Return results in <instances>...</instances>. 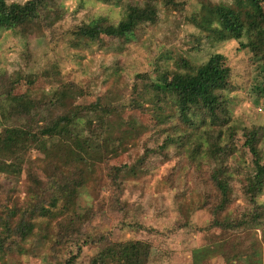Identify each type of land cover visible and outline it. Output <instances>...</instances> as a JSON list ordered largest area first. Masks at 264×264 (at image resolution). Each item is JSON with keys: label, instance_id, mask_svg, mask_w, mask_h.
I'll return each mask as SVG.
<instances>
[{"label": "trees", "instance_id": "16d2710c", "mask_svg": "<svg viewBox=\"0 0 264 264\" xmlns=\"http://www.w3.org/2000/svg\"><path fill=\"white\" fill-rule=\"evenodd\" d=\"M155 1L128 0L125 16L117 23L98 17L75 24L69 47L81 51L113 39L130 42L142 27L157 22ZM159 1L166 12L178 13L187 3ZM201 2L199 12L190 16L198 36L213 44L232 40L246 48L261 77L254 84L256 99L264 97V0ZM62 12V0H0V29L16 32L27 41L33 35L45 36L51 43L66 32L54 23ZM191 63L182 57L175 62L184 69L181 72L158 65L156 79L150 81L152 95L142 92L139 83L125 86L130 93L126 105L115 102L121 92H91L87 85L63 76L55 63L35 72L15 66L0 68V258L44 254L56 263L59 242L73 244L100 211V191L106 192L110 210L125 209L122 175L146 156L130 164L109 162L126 151L115 121L126 109L145 110L147 99L155 105L170 102L181 121L191 120L189 116L198 111L203 114L208 157L202 167L206 188L199 205L207 220L200 229L224 231L258 221L261 204L257 198L264 190L262 136L253 124L243 127L242 136L236 137L229 125L227 93L232 78L226 56L216 51ZM134 78L144 82L148 75L135 73ZM86 97L90 100L82 101ZM127 139L132 141L131 136ZM82 193L89 194L91 201L81 204ZM36 217L52 218L47 230L36 227ZM136 230L162 234L140 223ZM87 242L96 244L98 250L83 264H148L156 245L153 238L117 240L109 233L83 244ZM67 246L62 249L66 257L61 264H80V246L75 253Z\"/></svg>", "mask_w": 264, "mask_h": 264}, {"label": "rangeland", "instance_id": "374dc122", "mask_svg": "<svg viewBox=\"0 0 264 264\" xmlns=\"http://www.w3.org/2000/svg\"><path fill=\"white\" fill-rule=\"evenodd\" d=\"M200 1L187 0L178 13L166 12L156 0L157 22L142 27L130 42L113 39V42L77 51L69 47L75 24L98 17L117 23L125 16L128 0H62L63 12L54 18V23L66 32L51 43H47L45 36L33 35L27 41L16 32L0 29V68L15 66L35 72L55 63L63 76L87 85L91 92L101 95L121 92V98L115 102L126 105L130 93L124 88L132 82L139 83L142 92L154 93L150 81L156 79L158 65L171 72L184 71L175 64L181 57L196 64L217 51L226 56L232 78L227 93L229 125H233L236 137L242 136L243 127L257 126L264 156V97L256 99L254 89L261 77L247 49L236 41L213 44L200 39L199 31L190 20L192 14L199 12L203 3ZM231 1L206 0L205 3ZM25 53L28 59L23 60ZM140 72L148 75L144 82L134 78ZM88 100V97L82 99ZM150 100L145 102L150 108L126 109L115 121L117 131L125 140L126 151L110 157L109 162L130 164L140 160L144 153L146 156L134 170L127 169L122 175L125 209L110 210L106 192L100 191L97 196L100 211L83 233L75 237L73 244L59 242L56 263L44 254L24 253L7 254L0 258V264H61L66 257L62 249L66 246L71 253L80 246L79 260L83 264L87 256L98 250L96 244L83 242L108 233L117 240L153 238L156 245L151 249L148 264H264V190L257 198L261 208L254 224L224 231L200 229L207 220L199 205L202 190L206 188L202 167L208 157L203 114L198 111L189 116L191 120L181 121L170 102L155 105ZM129 136L131 142L127 139ZM89 201L91 196L82 193L80 203ZM51 219L36 217L33 222L45 231ZM136 223L157 228L162 234L151 236L144 230H136ZM177 223L180 228L173 230Z\"/></svg>", "mask_w": 264, "mask_h": 264}]
</instances>
